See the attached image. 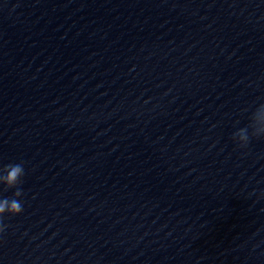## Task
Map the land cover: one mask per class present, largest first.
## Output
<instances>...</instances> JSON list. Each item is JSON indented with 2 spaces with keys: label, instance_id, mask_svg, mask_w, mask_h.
Here are the masks:
<instances>
[{
  "label": "clouds",
  "instance_id": "clouds-1",
  "mask_svg": "<svg viewBox=\"0 0 264 264\" xmlns=\"http://www.w3.org/2000/svg\"><path fill=\"white\" fill-rule=\"evenodd\" d=\"M256 121L264 122V104L259 105L252 115V122ZM237 138L239 142H242L239 143L241 147L246 146L249 142L248 129L240 128L233 135V139ZM4 169H6V175H0V184H3L6 189L16 188V191L14 192V198L0 199V218H2L5 213L15 216L24 211L21 200L17 199L23 194L22 189L17 187L18 184L22 183L21 178L25 174L23 163L8 164L4 166ZM5 227L2 219H0V231H3Z\"/></svg>",
  "mask_w": 264,
  "mask_h": 264
}]
</instances>
